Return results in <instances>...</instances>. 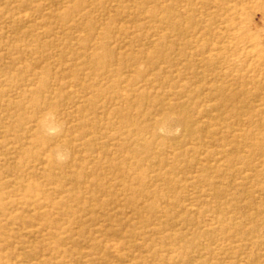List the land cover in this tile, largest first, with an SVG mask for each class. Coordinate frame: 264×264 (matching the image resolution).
Segmentation results:
<instances>
[{"label":"rangeland","instance_id":"374dc122","mask_svg":"<svg viewBox=\"0 0 264 264\" xmlns=\"http://www.w3.org/2000/svg\"><path fill=\"white\" fill-rule=\"evenodd\" d=\"M0 264H264V0H0Z\"/></svg>","mask_w":264,"mask_h":264},{"label":"bare ground","instance_id":"6f19581e","mask_svg":"<svg viewBox=\"0 0 264 264\" xmlns=\"http://www.w3.org/2000/svg\"><path fill=\"white\" fill-rule=\"evenodd\" d=\"M260 7V6H259ZM249 33V32H248Z\"/></svg>","mask_w":264,"mask_h":264}]
</instances>
